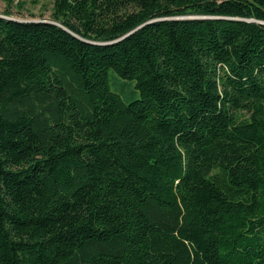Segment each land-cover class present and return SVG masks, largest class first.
<instances>
[{
  "label": "trees",
  "instance_id": "trees-1",
  "mask_svg": "<svg viewBox=\"0 0 264 264\" xmlns=\"http://www.w3.org/2000/svg\"><path fill=\"white\" fill-rule=\"evenodd\" d=\"M4 1L0 264H264V0Z\"/></svg>",
  "mask_w": 264,
  "mask_h": 264
},
{
  "label": "rangeland",
  "instance_id": "rangeland-1",
  "mask_svg": "<svg viewBox=\"0 0 264 264\" xmlns=\"http://www.w3.org/2000/svg\"><path fill=\"white\" fill-rule=\"evenodd\" d=\"M25 6L23 9L19 10L14 5L10 7L11 16L15 19L21 20H40L47 19L51 16L52 0H24ZM16 3L18 0L15 1ZM7 8V4L4 0H0V14L4 13ZM133 84L128 80H125L117 75H115L114 70H110V85L113 90L121 92L122 95H127L129 93V88ZM125 88V90H124ZM139 95V92L137 93ZM133 95H130L131 98Z\"/></svg>",
  "mask_w": 264,
  "mask_h": 264
}]
</instances>
